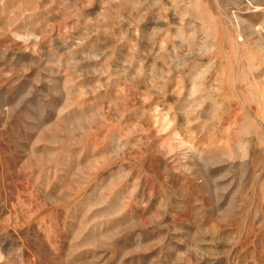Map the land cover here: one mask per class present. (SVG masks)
<instances>
[{"label": "rangeland", "instance_id": "rangeland-1", "mask_svg": "<svg viewBox=\"0 0 264 264\" xmlns=\"http://www.w3.org/2000/svg\"><path fill=\"white\" fill-rule=\"evenodd\" d=\"M0 264H264V0H0Z\"/></svg>", "mask_w": 264, "mask_h": 264}]
</instances>
